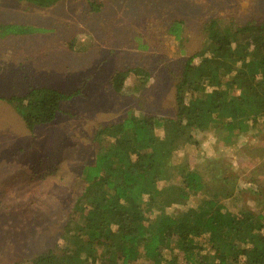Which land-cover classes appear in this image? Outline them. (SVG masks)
Instances as JSON below:
<instances>
[{"label":"rangeland","instance_id":"rangeland-1","mask_svg":"<svg viewBox=\"0 0 264 264\" xmlns=\"http://www.w3.org/2000/svg\"><path fill=\"white\" fill-rule=\"evenodd\" d=\"M91 3L98 0H60L47 8L0 0V24L36 29L0 35V264H31L50 248L60 253L73 202L86 184L83 168L104 145L97 131L129 113L175 116V86L185 59L205 40L203 24L264 21V0H104L97 11ZM174 21H181L179 39L168 31ZM135 66L149 76L130 75L115 92L112 76ZM38 86L81 92L61 102L52 122L30 132L3 98ZM214 131L178 136L173 163L199 171L208 192H230L224 200L232 211L264 216V126L232 136L229 144ZM202 198L190 195L175 211ZM195 243L208 251L204 237Z\"/></svg>","mask_w":264,"mask_h":264},{"label":"trees","instance_id":"trees-1","mask_svg":"<svg viewBox=\"0 0 264 264\" xmlns=\"http://www.w3.org/2000/svg\"><path fill=\"white\" fill-rule=\"evenodd\" d=\"M17 1L47 8L60 0ZM103 1L91 3L92 10ZM0 30L36 31L15 23L0 24ZM168 31L179 39L181 21ZM202 31L205 40L185 59L175 86V116L129 113L97 131L104 145L83 168L86 184L73 202L60 253L47 249L31 264H137L140 258L145 264H264V216L232 211L224 200L230 192H208L199 171L171 158L174 141L186 130L213 128L229 144L232 136L264 126V21L221 25L212 18ZM130 75L145 80L149 73L138 66L117 71L112 89L122 92ZM80 92L38 86L3 99L31 132L52 122L61 102ZM160 128L162 137L155 134ZM197 193L203 195L198 205L175 211ZM196 237L205 238L207 252L201 253Z\"/></svg>","mask_w":264,"mask_h":264},{"label":"crops","instance_id":"crops-1","mask_svg":"<svg viewBox=\"0 0 264 264\" xmlns=\"http://www.w3.org/2000/svg\"><path fill=\"white\" fill-rule=\"evenodd\" d=\"M1 24H9V23H1ZM16 24H18V23H16ZM1 31V30H0ZM1 35V34H0ZM7 36V37H9V36H19V35H12V34H4V35H1V36ZM22 35H26V34H22ZM46 87H48V86H46Z\"/></svg>","mask_w":264,"mask_h":264}]
</instances>
